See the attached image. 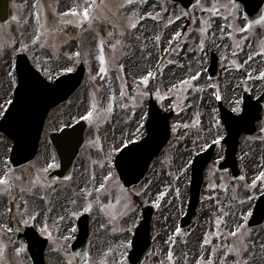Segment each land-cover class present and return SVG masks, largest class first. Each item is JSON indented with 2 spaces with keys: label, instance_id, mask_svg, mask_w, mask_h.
I'll list each match as a JSON object with an SVG mask.
<instances>
[{
  "label": "rangeland",
  "instance_id": "rangeland-1",
  "mask_svg": "<svg viewBox=\"0 0 264 264\" xmlns=\"http://www.w3.org/2000/svg\"><path fill=\"white\" fill-rule=\"evenodd\" d=\"M29 1L24 11L14 7L10 23L0 22V118L13 97L17 82L15 60L19 51H26L43 74L53 79L76 68L79 59L75 56V41L86 54L89 71L70 99L48 115L39 152L30 163L13 167L10 161L13 141L0 132V178L9 176L11 185L7 193L0 194V264H31L24 246L15 249L9 239L8 242L4 239L9 231L16 229L14 225L21 228L33 225L53 238V245L47 248L50 264H67L68 261L130 264V239L142 217V206L147 203L154 205L156 211L152 221L154 247L145 264H200L201 258L205 264L209 260H214L215 264L221 261L236 264L238 260L247 261L255 252L264 251V223L257 227L247 224L255 200L264 190V179L259 178L264 172V152L260 158L255 157L257 149L264 148V99L257 130L240 138L237 159L243 179L235 178L230 170L218 169L226 148L221 140L227 133L219 101L233 111L237 109L234 111L237 113L242 110L245 91L256 98L264 90V54H260L264 53V23L249 29L246 15L233 0H201L189 12L168 0H134L133 4H127V0H103L102 7L96 11L98 18L91 26L87 22L80 24L78 16H65L72 19L65 20L60 14L74 9L77 0H65L61 9L62 0H46L41 5L43 12L38 23L36 8L33 1ZM80 1L84 3L79 0L78 5ZM150 1L153 3L148 6ZM213 4L220 8L217 15L203 10ZM75 10L80 12L82 7ZM187 15L191 21L189 30L177 40L176 34L186 24ZM137 18V27L130 28V23ZM38 24L43 34L38 31L36 37L46 40L33 43L30 31ZM69 41L73 43L65 46ZM223 41L224 48L220 46ZM211 51L219 55L216 78L207 70ZM101 55L105 58L106 74L99 72ZM129 62H139L141 69L130 73ZM239 66L245 67L249 73L247 78L239 73ZM169 68L178 69L180 79L168 84L165 76ZM149 72L152 76L145 85L142 78ZM227 77H233L237 90V97L231 102L225 100L221 92ZM182 80H187L188 85H182ZM150 95L164 111L174 110L170 119L171 138L152 162L146 177L126 188L112 165L114 155L124 144L146 135ZM204 96L215 105L212 126L202 121L199 106ZM93 104H96L95 111ZM109 105L111 112L107 111ZM88 111H93V116L87 120L86 142L75 161L71 179L60 185H48L52 182L48 180V171L59 165L50 132L82 119ZM216 140L219 143L204 171L200 204L192 223L183 228L180 220L188 207L194 155ZM186 144L187 161L179 167L174 157ZM180 179L184 181L183 189L176 186ZM254 181L256 185L252 187ZM153 182H159L154 189ZM102 183L105 187L100 189ZM3 187L0 186V191ZM169 200L177 202L178 220L173 232L161 238L162 213ZM89 205L91 209L85 211ZM81 211L91 214L89 263V259L85 263L77 261L68 244L76 234L77 216ZM217 218L222 220V235L214 243L212 236L217 231ZM238 227L242 235L235 238L228 235ZM177 228L181 230L179 235L175 234ZM194 236H198L199 241L192 251L188 241ZM205 239L212 243L205 245ZM241 241L247 251H243ZM229 246L240 250L241 255L227 253ZM183 249L187 252L183 253ZM169 252L173 254L171 261Z\"/></svg>",
  "mask_w": 264,
  "mask_h": 264
},
{
  "label": "water",
  "instance_id": "water-1",
  "mask_svg": "<svg viewBox=\"0 0 264 264\" xmlns=\"http://www.w3.org/2000/svg\"><path fill=\"white\" fill-rule=\"evenodd\" d=\"M189 8L198 0H176ZM244 3L246 11L253 20H260L264 0H238ZM9 0H0V20L8 19ZM218 57L212 53V63L209 71L213 76L218 74ZM18 74L20 84L16 90L15 99L4 116L0 129L5 131L15 141L12 151L14 165H21L36 155L45 119L52 107L67 99L81 84L85 73V66L80 65L78 69L68 75L60 76L55 82H49L41 74L34 70L28 61L20 56L18 59ZM240 71L245 74L243 68ZM28 74L32 77L28 78ZM264 93L256 100L246 95L244 111L240 115H234L221 106L222 118L229 130L225 137L227 143V157L220 163L221 169L232 168L233 173L238 176L237 161L235 153L239 144V137L243 131L252 133L255 130V122L261 118L260 100ZM170 114H162L156 103L150 107V118L148 121L149 134L142 141L125 147L118 155L116 165L120 178L124 184L131 186L139 182L149 170L154 157L161 151L170 137L168 119ZM86 122L80 121L71 127H65L61 132H53L51 138L61 159V168L52 171L49 176L57 175L68 177L73 168L74 160L80 147L85 142L84 132ZM214 146L200 153L193 163L191 201L187 215L183 218V224L191 221L200 200V191L204 180L203 171L211 159ZM154 209L148 205L144 208V218L136 229L133 239V249L130 251V261L133 264H141L145 256L150 252L152 242L150 239L151 220ZM88 218L80 219V233L74 247L78 245L84 250L88 240ZM264 221V195L258 200L250 225H257ZM33 229H28L26 235L29 240V250L34 259V264H45L44 249L46 241L33 237ZM217 240V237L213 238ZM38 248V249H37Z\"/></svg>",
  "mask_w": 264,
  "mask_h": 264
},
{
  "label": "bare ground",
  "instance_id": "bare-ground-1",
  "mask_svg": "<svg viewBox=\"0 0 264 264\" xmlns=\"http://www.w3.org/2000/svg\"><path fill=\"white\" fill-rule=\"evenodd\" d=\"M153 2L150 1L148 2V6H150ZM220 46L222 48L225 47V42L223 41ZM128 71L130 73H135L138 70L141 69L139 62H129L128 67H127ZM166 81L167 83H171L174 81H177L180 79V72L178 69L176 68H169L167 70L166 73ZM233 77H227L225 78L226 80H224L223 84L221 85V92L223 95V98L229 102L234 101L236 99V94H237V90L235 89V85H234V81L232 79ZM199 108L201 109V117H202V121L204 123L209 122V124L212 126L215 122L214 120V115H215V105L214 103L207 98L206 96L203 97L202 102L199 106ZM124 127V126H123ZM188 148V144L184 145L181 150L175 154L174 157V162L177 166H181L183 165V163H185L187 161L186 157H187V149ZM0 149H1V144H0ZM264 152V148L263 147H259L257 149V154L255 157L260 158L261 155H263ZM253 157L249 158L250 162L252 160ZM253 163V162H251ZM1 161H0V171H1ZM172 184V183H170ZM159 185V182H153L152 184V189H154L155 187H157ZM177 187H179V189H183L184 186V181L183 179H180V182H177ZM248 206V205H247ZM238 211H236V216ZM162 217H163V221L161 222V231H162V235L160 236L161 238H167L168 234L173 232L176 222L178 220V215H177V202L176 200L174 201H166V206L163 210L162 213ZM237 222V220H235V223ZM199 241V237L198 236H194V237H189V241L188 243H190L189 248L193 251L195 249L196 246V242ZM259 249V248H257ZM190 251V250H189ZM182 252H187L186 249L182 250ZM185 255V254H184ZM247 264H264V251H259V252H255L253 254H251L250 258L247 260Z\"/></svg>",
  "mask_w": 264,
  "mask_h": 264
},
{
  "label": "snow or ice",
  "instance_id": "snow-or-ice-1",
  "mask_svg": "<svg viewBox=\"0 0 264 264\" xmlns=\"http://www.w3.org/2000/svg\"><path fill=\"white\" fill-rule=\"evenodd\" d=\"M145 2H146V0H145ZM133 3H134V0H127V4H133ZM102 4H103V0H101V3L100 4L97 3V0H84V5H78L77 6V7H82V11L81 12H77L75 10V8H74V9L70 10L69 12L63 13V16H69V15H71V16H78L80 18V24H83L84 22H87L88 25L91 26V24L93 23V21H95L98 18L96 16V11L99 8L102 7ZM233 4H234V0H233ZM34 7L39 8L40 7L39 2H37V4L34 5ZM121 7H125V5H121ZM203 10L209 12L210 15H217L220 12V8L217 7L215 4H213L212 7L205 8ZM133 15L136 16L137 14L134 13ZM152 18L155 19L156 17L153 16ZM13 19L15 20L16 17H13ZM36 19H37V22L39 23V20H40V13L39 12L36 13ZM225 19H227V17H225ZM138 22H139V19L137 18L136 22L130 23L129 27L132 28V29H135L137 27V23ZM261 23H264V21H261ZM248 28L250 29L251 28V25H248ZM241 31H245V29H241ZM176 35L178 37L180 35V33H177ZM38 39H39V37H37L36 40L33 41V43H36V41ZM157 39H159V37H157ZM102 48H103V44H101V49ZM260 54H264V53H260ZM76 55L79 56V53H76ZM99 59H100L101 65H102L99 68V72L106 74V68L103 67V65L105 63V58H104L103 55H101ZM71 70L72 69H68V71H71ZM151 76H152V73L149 72L147 74V76H145V77L142 78L143 79V83L145 85L148 83V80H149V78ZM197 78L198 77H192V79H197ZM262 78H264V74H262ZM181 84L182 85H188V81L187 80H182L181 81ZM217 98L219 99V97H217ZM92 109H93V111H95L96 104H93L92 105ZM236 110L237 109H234V111H236ZM93 111H88L87 114L84 115L82 118L85 119V120L90 119L93 116ZM107 111L108 112H111L112 111L111 105H109V107L107 108ZM185 127H187V125H185ZM214 143H219V140L214 141ZM100 166L103 167V164H101ZM259 178L260 179H264V172L260 173V177ZM16 179H20V178L17 177ZM93 179H95L94 176H93ZM105 179L106 180L107 179H110V176L109 177H105ZM241 179H243V177ZM255 185H256V182L254 181L252 187H255ZM0 186H4L3 189H2V191H0V194L7 193L9 191L10 186H11L10 185V177L6 175L5 177L0 178ZM104 187H105V185L102 183L100 185V189H103ZM100 189H98L97 191H99ZM21 190L23 191V189H21ZM88 195H91V193H88ZM117 203H119V201H117ZM241 203H243V201H241ZM90 209H91V205H89L85 209V211H89ZM225 215H227V213H225ZM248 215H250V213ZM113 218H115V217H113ZM32 219H35V217L33 216ZM61 219H63V218L61 217ZM221 224H222V220L219 219V218H217L216 221H215V225H216V229H217V231L215 233L216 236L222 235V233L220 232V226H221ZM45 230H47V229H45ZM73 231H75V230L73 229ZM180 231L181 230L179 228H177L175 230V234L176 235H179L180 234ZM228 235L235 238V237H238V236L242 235V232H241V229L238 227L237 230L230 232ZM65 239H67V238H65ZM203 243L205 245H207V244L212 243V241L210 239H205L203 241ZM241 245H242L243 251H247V248L245 246H243V241H241ZM0 251H2V249H0ZM217 251H218V249H217ZM226 252L227 253H233V252H235V254L237 256H240L241 255V251L240 250H237L234 246H229L226 249ZM172 255L173 254L171 252L168 253V259L170 261L172 260ZM215 255H216V253L214 252L213 253V256H215ZM69 264H70V262H69ZM200 264H205V262L203 261V258H201ZM207 264H215V261L214 260H209V261H207ZM221 264H224V261H221ZM236 264H247V261L238 260L236 262Z\"/></svg>",
  "mask_w": 264,
  "mask_h": 264
},
{
  "label": "flooded vegetation",
  "instance_id": "flooded-vegetation-1",
  "mask_svg": "<svg viewBox=\"0 0 264 264\" xmlns=\"http://www.w3.org/2000/svg\"><path fill=\"white\" fill-rule=\"evenodd\" d=\"M43 1H44V0H37V2H39V5H40ZM40 17H41V14H40ZM34 28L37 29V32H36L35 34H37L38 31H39L40 34H43V29L41 28V25H40V24L34 26ZM35 29H34V32H35ZM39 40H40L41 42H43L44 40H46V38L42 39V37H41V38L39 37ZM77 258H79V255H77Z\"/></svg>",
  "mask_w": 264,
  "mask_h": 264
}]
</instances>
